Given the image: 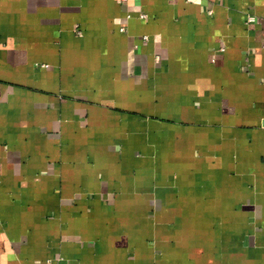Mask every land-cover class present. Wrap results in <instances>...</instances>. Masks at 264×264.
I'll use <instances>...</instances> for the list:
<instances>
[{
	"label": "crops",
	"instance_id": "crops-1",
	"mask_svg": "<svg viewBox=\"0 0 264 264\" xmlns=\"http://www.w3.org/2000/svg\"><path fill=\"white\" fill-rule=\"evenodd\" d=\"M0 264H264V0H0Z\"/></svg>",
	"mask_w": 264,
	"mask_h": 264
}]
</instances>
